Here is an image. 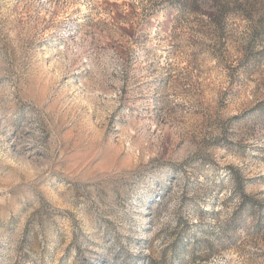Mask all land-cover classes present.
Returning a JSON list of instances; mask_svg holds the SVG:
<instances>
[{"label":"rangeland","instance_id":"rangeland-1","mask_svg":"<svg viewBox=\"0 0 264 264\" xmlns=\"http://www.w3.org/2000/svg\"><path fill=\"white\" fill-rule=\"evenodd\" d=\"M0 264H264V0H0Z\"/></svg>","mask_w":264,"mask_h":264}]
</instances>
